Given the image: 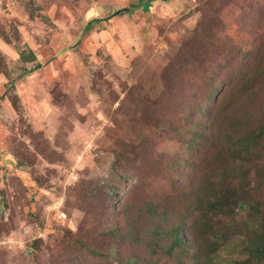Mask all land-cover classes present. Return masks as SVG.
<instances>
[{
  "label": "rangeland",
  "instance_id": "rangeland-1",
  "mask_svg": "<svg viewBox=\"0 0 264 264\" xmlns=\"http://www.w3.org/2000/svg\"><path fill=\"white\" fill-rule=\"evenodd\" d=\"M152 1L145 11L142 0H0V264H126L110 254L106 228L122 223L107 200L112 194L118 205L136 180L120 177L126 163L113 170L115 153L150 140L155 153L194 155L144 124L157 111L165 67L200 27L206 34L205 26L218 22L222 32L213 41H252L258 32L253 51L264 56V23L249 21L264 14V0ZM92 20L98 21L85 30ZM250 63L247 57L232 63L229 81ZM254 116L262 120L264 109ZM130 165V175L139 172L140 163ZM193 169L205 173L208 164L200 160ZM249 181V202L259 212L241 206L237 220L264 224V159ZM164 183L157 186L167 190ZM92 196L97 202L87 204ZM184 200L175 211L186 238L191 218L179 209ZM244 241L239 232L213 262L234 259ZM177 253L179 264H190ZM158 261L177 264L162 253Z\"/></svg>",
  "mask_w": 264,
  "mask_h": 264
},
{
  "label": "trees",
  "instance_id": "trees-1",
  "mask_svg": "<svg viewBox=\"0 0 264 264\" xmlns=\"http://www.w3.org/2000/svg\"><path fill=\"white\" fill-rule=\"evenodd\" d=\"M152 2L142 0L140 4L147 11ZM124 9L127 10L118 15L129 10ZM260 15L249 19L252 25L264 23V14ZM97 21L89 22L85 30ZM217 24L205 26L206 34L200 27L165 67L157 111L144 122L157 134L177 140L184 153L194 155L187 159L178 153H155L150 140L115 153L113 170H118L122 163H126V168L140 163L139 172L130 175L125 168L120 175L122 179L136 180L126 197L118 205L114 204L112 194L107 200L113 215L119 212L122 223L110 225L105 231L114 246L110 254L115 263L150 264L157 260L159 264L162 253L179 264L180 259L175 257L181 252L190 264H217L213 257L241 232L245 241L240 252L223 264H264V224L257 225L251 222L253 219L237 220L241 206L249 205L253 214L259 212L249 202V176L264 159V118L254 116L264 109V56L253 51L260 34L255 32L252 41L220 43L221 40H212L222 32L217 31ZM246 57L250 65H245L236 79L229 81L228 67ZM252 59L258 61L252 64ZM40 68L38 64L26 75ZM185 76L188 83L183 82ZM253 107L256 111L250 110L252 114L246 111ZM136 113L144 119L142 113ZM135 152L138 155L133 160L124 156ZM200 160L208 164L205 173L194 172V164ZM162 182L168 184L167 190L157 186ZM154 186L160 193L151 191ZM87 199L92 201L87 204H93L98 196ZM182 199L186 205L179 209L187 210L191 218L186 238L181 236L184 221L179 220L175 211ZM260 207L264 208V202ZM78 244L88 248L93 256L99 254L88 245ZM120 247L130 255L119 256Z\"/></svg>",
  "mask_w": 264,
  "mask_h": 264
},
{
  "label": "water",
  "instance_id": "water-1",
  "mask_svg": "<svg viewBox=\"0 0 264 264\" xmlns=\"http://www.w3.org/2000/svg\"><path fill=\"white\" fill-rule=\"evenodd\" d=\"M126 10H127V9H120V10L116 11V12L113 14L112 17L117 16L118 14H120L121 12L126 11Z\"/></svg>",
  "mask_w": 264,
  "mask_h": 264
}]
</instances>
